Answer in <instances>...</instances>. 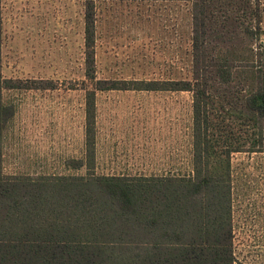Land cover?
Returning a JSON list of instances; mask_svg holds the SVG:
<instances>
[{
    "label": "trees",
    "instance_id": "obj_1",
    "mask_svg": "<svg viewBox=\"0 0 264 264\" xmlns=\"http://www.w3.org/2000/svg\"><path fill=\"white\" fill-rule=\"evenodd\" d=\"M80 1L84 76L93 89L84 94V160L68 167L86 174H2V133L15 113L2 90L21 86L0 72V264H234L231 155L264 152V66L238 47L241 33L259 37V4L185 0L190 79L106 81L96 79V0ZM1 39L0 11V46ZM111 89L190 93L189 174L94 173L95 93Z\"/></svg>",
    "mask_w": 264,
    "mask_h": 264
},
{
    "label": "rangeland",
    "instance_id": "obj_2",
    "mask_svg": "<svg viewBox=\"0 0 264 264\" xmlns=\"http://www.w3.org/2000/svg\"><path fill=\"white\" fill-rule=\"evenodd\" d=\"M255 2L259 37L241 33L238 47L264 66V0ZM83 10L80 0L1 1L0 72L21 86L2 90L15 110L2 133L3 175L86 174L68 167L84 160V94L93 89L84 76ZM190 38L185 0H96V79H190ZM95 94L96 175L190 173V93ZM230 162L234 264H264V152L233 153Z\"/></svg>",
    "mask_w": 264,
    "mask_h": 264
}]
</instances>
